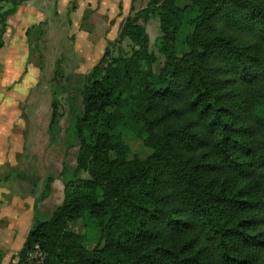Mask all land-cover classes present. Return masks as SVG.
Masks as SVG:
<instances>
[{
	"label": "trees",
	"instance_id": "trees-1",
	"mask_svg": "<svg viewBox=\"0 0 264 264\" xmlns=\"http://www.w3.org/2000/svg\"><path fill=\"white\" fill-rule=\"evenodd\" d=\"M25 1L0 0V49ZM176 3L144 10L158 20L160 66L134 18L117 40L132 53L105 52L85 76L75 173L89 179L67 184L50 220L35 221L21 262L37 247L41 264H264V0ZM120 129L151 155L128 159ZM86 216L93 248L68 229Z\"/></svg>",
	"mask_w": 264,
	"mask_h": 264
},
{
	"label": "rangeland",
	"instance_id": "rangeland-1",
	"mask_svg": "<svg viewBox=\"0 0 264 264\" xmlns=\"http://www.w3.org/2000/svg\"><path fill=\"white\" fill-rule=\"evenodd\" d=\"M149 2L134 0L125 8L119 4L113 18L96 4L74 15L73 1L62 17L48 21L50 26L45 21L27 35L22 56L9 59L0 54V264H41L37 252H29L21 262L25 235L35 221L50 220L65 199L67 184L89 179L87 173H75L79 149L75 122L83 113L81 92L85 76L105 52L108 60L132 53L127 41H117L127 19L136 18L145 28L157 57L155 65H161L154 48L160 36L158 20L144 11ZM176 4L187 9L190 0ZM47 14L51 16V11ZM191 32L186 24L179 30L174 46L178 57L187 51L185 39ZM79 35L83 39L76 44ZM118 133L129 148L128 159L145 160L151 155L140 139L123 129ZM29 198L32 218L16 221L18 214L30 210ZM68 229L84 236L89 248L100 242L98 229L87 216Z\"/></svg>",
	"mask_w": 264,
	"mask_h": 264
},
{
	"label": "crops",
	"instance_id": "crops-1",
	"mask_svg": "<svg viewBox=\"0 0 264 264\" xmlns=\"http://www.w3.org/2000/svg\"><path fill=\"white\" fill-rule=\"evenodd\" d=\"M75 2L76 10L74 15L78 14L80 11L82 13L85 11V7L89 5L96 4L101 6V8L107 13H111V17H115L118 14V5L122 4L125 8L126 4L131 3L132 0H102L100 3L98 0H95V3L92 0H28L23 2L16 9L15 13L5 19V32L3 34L4 45L0 49V54L5 58H17L22 56V46L25 43V39L28 34H32L35 29H37L40 24L47 22L48 26L51 23H48L49 20L55 22L56 19L62 17V11L66 10L67 6L71 2ZM100 3V4H99ZM95 7V6H94ZM51 11V16L47 13ZM40 25V26H41ZM83 37V36H82ZM81 35L76 37V44L83 39ZM108 41H112L107 38ZM78 41V42H77ZM77 47V45H76ZM0 195H3L2 193ZM1 198V197H0ZM24 201V200H23ZM1 202V201H0ZM28 203H31L30 210L25 211L24 214H18L15 218L16 221H20L21 218H32V202L29 198ZM25 203V201H24ZM3 208V207H1ZM9 208V206L7 207ZM6 209V208H5ZM4 209V211H6ZM8 211V210H7ZM28 234V233H27ZM27 235H25L26 239Z\"/></svg>",
	"mask_w": 264,
	"mask_h": 264
},
{
	"label": "built area",
	"instance_id": "built-area-1",
	"mask_svg": "<svg viewBox=\"0 0 264 264\" xmlns=\"http://www.w3.org/2000/svg\"><path fill=\"white\" fill-rule=\"evenodd\" d=\"M34 252H37L39 254V257L44 259V255L38 251L37 247L35 248V251Z\"/></svg>",
	"mask_w": 264,
	"mask_h": 264
}]
</instances>
